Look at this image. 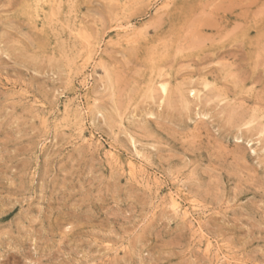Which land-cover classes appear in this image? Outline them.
I'll use <instances>...</instances> for the list:
<instances>
[{"label": "rangeland", "instance_id": "374dc122", "mask_svg": "<svg viewBox=\"0 0 264 264\" xmlns=\"http://www.w3.org/2000/svg\"><path fill=\"white\" fill-rule=\"evenodd\" d=\"M0 264H264V0H0Z\"/></svg>", "mask_w": 264, "mask_h": 264}, {"label": "bare ground", "instance_id": "6f19581e", "mask_svg": "<svg viewBox=\"0 0 264 264\" xmlns=\"http://www.w3.org/2000/svg\"><path fill=\"white\" fill-rule=\"evenodd\" d=\"M166 91V89L164 88V92ZM163 92V93H164ZM165 93H167V91L165 92ZM164 93V94H165ZM67 108H68V106H66ZM131 167V166H130ZM133 168V167H132ZM173 202V203H172ZM171 203L174 205V208L176 209V210H178L179 211V209H180V206L178 205V202H177V200L176 199H174V198H172L171 199ZM174 209V210H175ZM185 212V211H184ZM208 246H210V245H208ZM209 249V248H208ZM207 252H209V250H207Z\"/></svg>", "mask_w": 264, "mask_h": 264}]
</instances>
